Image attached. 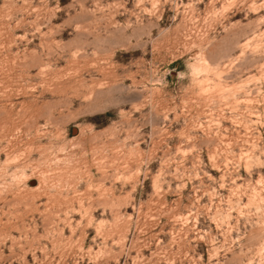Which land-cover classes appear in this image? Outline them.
<instances>
[{"label":"rangeland","instance_id":"374dc122","mask_svg":"<svg viewBox=\"0 0 264 264\" xmlns=\"http://www.w3.org/2000/svg\"><path fill=\"white\" fill-rule=\"evenodd\" d=\"M0 264H264V0H0Z\"/></svg>","mask_w":264,"mask_h":264}]
</instances>
